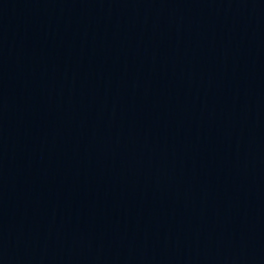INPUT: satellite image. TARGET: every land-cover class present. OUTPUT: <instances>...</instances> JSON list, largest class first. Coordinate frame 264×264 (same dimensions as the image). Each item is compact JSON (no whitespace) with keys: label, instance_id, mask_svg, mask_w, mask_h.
I'll return each instance as SVG.
<instances>
[{"label":"water","instance_id":"water-1","mask_svg":"<svg viewBox=\"0 0 264 264\" xmlns=\"http://www.w3.org/2000/svg\"><path fill=\"white\" fill-rule=\"evenodd\" d=\"M0 264H264V0H0Z\"/></svg>","mask_w":264,"mask_h":264}]
</instances>
